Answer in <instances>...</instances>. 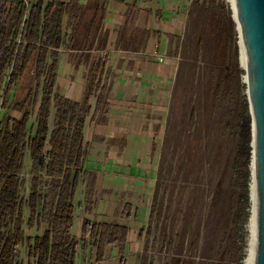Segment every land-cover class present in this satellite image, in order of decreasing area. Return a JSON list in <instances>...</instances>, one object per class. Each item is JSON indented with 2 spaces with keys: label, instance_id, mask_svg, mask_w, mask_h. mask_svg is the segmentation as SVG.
Segmentation results:
<instances>
[{
  "label": "rangeland",
  "instance_id": "rangeland-1",
  "mask_svg": "<svg viewBox=\"0 0 264 264\" xmlns=\"http://www.w3.org/2000/svg\"><path fill=\"white\" fill-rule=\"evenodd\" d=\"M118 1L79 0L83 8L78 17L73 21L72 9L65 18L57 89L77 101L91 81L101 80L108 101L106 112L93 117L92 95L84 128V168L96 171L97 189L95 207L88 213L87 178L81 176L72 230L79 242L76 264L120 263L112 245L100 263L94 246H82L80 230L86 217L127 223V264H232L228 253L237 212L230 207L229 182L237 137L223 119L231 97L240 103L248 96L232 2ZM0 36L11 38L3 16ZM35 84L30 67L14 87L12 102L29 88L35 91ZM40 98L30 122L33 130ZM7 114L19 116L7 107L0 109V120ZM54 114L55 109L51 128ZM24 162L21 195L27 219L33 179L30 151ZM127 201L137 210L128 220L120 216ZM45 227L25 224L24 230L33 238ZM31 243L25 239L19 246L18 262L29 264Z\"/></svg>",
  "mask_w": 264,
  "mask_h": 264
},
{
  "label": "trees",
  "instance_id": "trees-1",
  "mask_svg": "<svg viewBox=\"0 0 264 264\" xmlns=\"http://www.w3.org/2000/svg\"><path fill=\"white\" fill-rule=\"evenodd\" d=\"M82 8L79 0H0V16L8 22L11 36L10 39L0 36V109L11 107L19 113L18 117L7 114L0 120V264H24L16 259L25 239L32 240L29 264H76L79 242L72 232L76 219L74 199L83 174L87 178L86 211L91 213L96 204L97 174L95 170L84 168L87 149L84 127L92 111V95H96L93 116L106 112V87L101 80H93L77 101L57 89L59 56L66 35L65 18L75 9L74 21ZM30 67L36 79L35 91L29 88L19 100L12 102L14 87ZM39 94L40 105L33 130L30 122ZM231 98L223 125L237 137L229 182L230 207L237 212V218L228 255L232 264H244L249 242L246 222L253 204L252 114L248 96L240 103ZM53 109L54 126L51 128ZM27 151H30L33 179L26 202L29 208L26 219L21 175ZM155 211L153 204L149 228ZM136 213L133 203L127 201L122 205L120 216L128 220L136 217ZM25 224L29 228L43 224L46 227L32 238L25 234ZM81 232L82 246H94L99 263L104 261L107 247L113 245L119 254V264H127L130 232L127 223L95 222L86 217Z\"/></svg>",
  "mask_w": 264,
  "mask_h": 264
},
{
  "label": "water",
  "instance_id": "water-1",
  "mask_svg": "<svg viewBox=\"0 0 264 264\" xmlns=\"http://www.w3.org/2000/svg\"><path fill=\"white\" fill-rule=\"evenodd\" d=\"M252 114L253 264H264V0H233Z\"/></svg>",
  "mask_w": 264,
  "mask_h": 264
},
{
  "label": "bare ground",
  "instance_id": "bare-ground-1",
  "mask_svg": "<svg viewBox=\"0 0 264 264\" xmlns=\"http://www.w3.org/2000/svg\"><path fill=\"white\" fill-rule=\"evenodd\" d=\"M231 2L233 3V0H231ZM241 53H242V60H243V65H246V57H245V53H244V50H243V44H242V40H241ZM253 212V211H252ZM249 226L251 227V237L254 233V226H253V213L251 215V218H250V224ZM251 240V238H250ZM247 258L245 260V264H253V255H252V240L250 241V246H249V249H248V254H247Z\"/></svg>",
  "mask_w": 264,
  "mask_h": 264
},
{
  "label": "crops",
  "instance_id": "crops-1",
  "mask_svg": "<svg viewBox=\"0 0 264 264\" xmlns=\"http://www.w3.org/2000/svg\"><path fill=\"white\" fill-rule=\"evenodd\" d=\"M119 1H123V0H119ZM119 1H118V2H119ZM125 1H126V0H125ZM125 1H123V2H125ZM143 2H144V0H143ZM154 2H155V0H154L153 2H146V1H145L144 3H154ZM81 4H82V3H81ZM115 7H116V8H120V7H118V6H115ZM156 13L158 14V16H160V13H159L158 11H156ZM57 82H58V81H57ZM84 93H85V92H84ZM65 95H66V94H65ZM66 96H67V95H66ZM83 96H84V94H83ZM83 96H82V97H83ZM68 97H69V96H68ZM82 97H81V98H82ZM91 97H92V96H91ZM71 99H72V98H71ZM95 102H96V100H95ZM95 105H96V104H95ZM93 112H94V111H93ZM97 114H98V113H97ZM89 115H90V114H89ZM92 116H93V114H92ZM93 117H94V116H93ZM84 128H85V127H84ZM86 212H87V211H86ZM91 213H92V212H91ZM83 220H84V219H83ZM82 222H83V221H82ZM81 226H82V224H81ZM80 232H81V230H80ZM81 234H82V232H81ZM112 246H113V245H112ZM108 247H109V246H108ZM114 247H115V246H114ZM75 260H76V259H75Z\"/></svg>",
  "mask_w": 264,
  "mask_h": 264
}]
</instances>
